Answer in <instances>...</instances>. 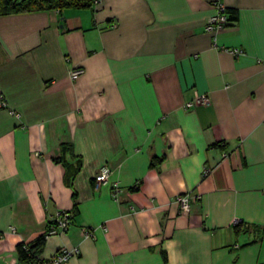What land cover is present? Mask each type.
Masks as SVG:
<instances>
[{
  "label": "crops",
  "instance_id": "0c3cea01",
  "mask_svg": "<svg viewBox=\"0 0 264 264\" xmlns=\"http://www.w3.org/2000/svg\"><path fill=\"white\" fill-rule=\"evenodd\" d=\"M216 2L233 24L214 46ZM0 96V264H31L18 245L64 210L41 261L78 248L64 264H264V0L0 14ZM183 193L200 195L190 213Z\"/></svg>",
  "mask_w": 264,
  "mask_h": 264
},
{
  "label": "built area",
  "instance_id": "2783aa9c",
  "mask_svg": "<svg viewBox=\"0 0 264 264\" xmlns=\"http://www.w3.org/2000/svg\"><path fill=\"white\" fill-rule=\"evenodd\" d=\"M214 14L210 17L206 29L212 34L214 46H217V35L219 32L233 24L231 17L228 12V8L225 4L221 2H216L213 5ZM230 51L234 56H239L244 54L242 49H226ZM83 73L82 68H76L70 72L72 79H77ZM209 98L206 95H198L196 99L192 102L186 103L184 105L185 109H190L194 104H203L207 103ZM7 101L0 96V110L8 108ZM210 169L207 168L204 171V175H208ZM112 170L108 165H103L99 172L97 173L95 179L99 183L105 184L109 181ZM122 192V188L118 181L112 183V197L116 201L119 200V195ZM200 198V195L194 193H183L179 194L175 198V203L179 207V212L181 213H190L192 211L193 204L197 202ZM72 223V214L69 210L58 211L52 220L50 225L49 232L50 234L56 233L58 231H66ZM106 228V227H103ZM14 230V227H12ZM81 234L84 237H94L95 229L93 227H83L81 229ZM79 253L78 248L74 249H61L58 251L52 258L44 261L42 264H64L66 263L73 255Z\"/></svg>",
  "mask_w": 264,
  "mask_h": 264
},
{
  "label": "trees",
  "instance_id": "16d2710c",
  "mask_svg": "<svg viewBox=\"0 0 264 264\" xmlns=\"http://www.w3.org/2000/svg\"><path fill=\"white\" fill-rule=\"evenodd\" d=\"M95 1L96 0H0V14L33 11L40 9L63 10L66 8H88L92 7ZM153 165H156L154 160ZM138 188L139 185L134 187V190ZM77 210L78 206L75 205V213L77 212ZM51 224L52 221L50 225ZM49 234L50 232L48 229L44 234H41L33 243H20L18 245L20 260L31 264H42L44 261H46H41L38 254L44 246L46 238Z\"/></svg>",
  "mask_w": 264,
  "mask_h": 264
}]
</instances>
